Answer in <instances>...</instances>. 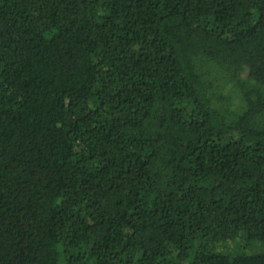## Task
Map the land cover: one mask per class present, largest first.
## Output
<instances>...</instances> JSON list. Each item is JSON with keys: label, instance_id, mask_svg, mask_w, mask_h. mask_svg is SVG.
<instances>
[{"label": "trees", "instance_id": "obj_1", "mask_svg": "<svg viewBox=\"0 0 264 264\" xmlns=\"http://www.w3.org/2000/svg\"><path fill=\"white\" fill-rule=\"evenodd\" d=\"M242 234L264 0H0V264H264Z\"/></svg>", "mask_w": 264, "mask_h": 264}, {"label": "rangeland", "instance_id": "obj_2", "mask_svg": "<svg viewBox=\"0 0 264 264\" xmlns=\"http://www.w3.org/2000/svg\"><path fill=\"white\" fill-rule=\"evenodd\" d=\"M245 236V234H242L241 237L237 241H235L234 247L230 248L231 250L226 251L225 253L235 255L237 254L239 247H241L239 250H244L247 248L249 254L264 252V244L262 243H250L248 246H246ZM235 245H238L239 247Z\"/></svg>", "mask_w": 264, "mask_h": 264}]
</instances>
